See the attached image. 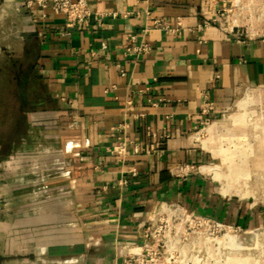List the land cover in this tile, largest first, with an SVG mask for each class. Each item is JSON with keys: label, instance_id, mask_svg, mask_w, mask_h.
I'll list each match as a JSON object with an SVG mask.
<instances>
[{"label": "crops", "instance_id": "1", "mask_svg": "<svg viewBox=\"0 0 264 264\" xmlns=\"http://www.w3.org/2000/svg\"><path fill=\"white\" fill-rule=\"evenodd\" d=\"M88 4L87 22L67 27L61 13L0 0V55L24 73V124L0 158V264H124L164 204L264 225L203 171L213 156L196 136L241 91L264 89V0ZM130 33L150 49L128 52ZM123 134L141 150L120 161L107 147Z\"/></svg>", "mask_w": 264, "mask_h": 264}, {"label": "rangeland", "instance_id": "2", "mask_svg": "<svg viewBox=\"0 0 264 264\" xmlns=\"http://www.w3.org/2000/svg\"><path fill=\"white\" fill-rule=\"evenodd\" d=\"M6 43V39L0 40V44ZM15 70L6 56L0 55V158L17 142L24 124V73ZM196 136L213 156V163L208 165L231 178L240 174V179H223V175L218 179L214 172L203 169L216 178L221 192L231 185L232 191L239 192L225 196L252 212H264V89L252 86L241 91L231 108L221 118L207 121ZM246 170L247 178L242 174ZM168 208L157 207L148 223L160 244V264H264L263 224L255 221L240 226L217 219L218 225L212 220H187ZM228 236H235L234 241Z\"/></svg>", "mask_w": 264, "mask_h": 264}, {"label": "built area", "instance_id": "3", "mask_svg": "<svg viewBox=\"0 0 264 264\" xmlns=\"http://www.w3.org/2000/svg\"><path fill=\"white\" fill-rule=\"evenodd\" d=\"M24 7L27 10L32 9V7L37 6L40 7L43 10H50L54 13H61L65 17V25L67 27L73 26L75 24H83L87 22L88 16L91 13V9L88 4V0H22ZM252 2H250L251 4ZM224 13V22L226 25H228L231 29H233L235 26V23H233V20L231 18V6L224 7L222 9ZM230 15V16H229ZM230 21V22H229ZM155 24L157 26H160L166 30L174 31L176 27H173L170 25L167 21L162 19H155ZM179 23V21L177 22ZM238 35H241L242 32L239 31L237 33ZM128 39L130 41L127 51L130 53H140L144 51H148L150 49V45L148 42L144 40H138L137 35L135 33H130L128 35ZM121 73L123 74V69L119 68ZM127 104L131 103V100L126 101ZM212 108V103L209 100H206L202 110L204 112H207L209 109ZM147 135L154 136V133L150 130L147 131ZM141 150V146L126 138V136L119 135L117 137V140L115 143L107 147V151L114 155L117 159L120 161H124L125 157L129 153H138ZM130 173L135 175L137 173L136 168L132 167L130 169ZM126 174L122 175L119 179L120 183L126 182ZM178 212L175 214H179L187 220H194L195 218L198 221H214L216 224H220V222L217 219H212V217L203 216L200 214L193 213L191 211H188L186 208L176 204L174 205ZM151 218H149L150 220ZM149 220L146 224L143 226V242L140 246L137 248L132 249L124 258L123 262L124 264H160L161 258L160 251H159V243L155 242L158 241V239H154L152 231H151V225L148 224ZM163 264V263H162Z\"/></svg>", "mask_w": 264, "mask_h": 264}, {"label": "bare ground", "instance_id": "4", "mask_svg": "<svg viewBox=\"0 0 264 264\" xmlns=\"http://www.w3.org/2000/svg\"><path fill=\"white\" fill-rule=\"evenodd\" d=\"M256 89V88H255ZM239 104L241 105V102H239ZM203 169L204 170H208V171H212V172H214L215 174H216V176H217V178L218 179H220V177H222V175H223V173L221 172V170L219 169V168H216V167H212L211 165H205L204 167H203ZM226 174V173H225ZM243 175H244V177L246 176V175H248V172H247V170L246 171H244L243 173H242ZM244 177H242V179H246L247 178V176H246V178H244ZM223 179H240V174L239 173H237L236 175H235V177H230V175H223ZM227 183V182H226ZM222 192H223V194L224 195H229V194H232V193H237V192H239V190H236V191H232V186L231 185H227V186H225V187H223L222 188ZM241 195H245V193L244 192H241ZM162 208L163 209H166V208H168L167 206H165V205H162ZM169 210H171L170 208H168ZM176 213V212H178V210L177 209H172L171 210V213ZM235 237V236H234ZM234 237H231V236H228L227 238H228V240L229 241H234Z\"/></svg>", "mask_w": 264, "mask_h": 264}]
</instances>
